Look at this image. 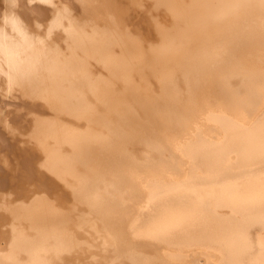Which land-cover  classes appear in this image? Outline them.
<instances>
[{"label":"bare ground","instance_id":"bare-ground-1","mask_svg":"<svg viewBox=\"0 0 264 264\" xmlns=\"http://www.w3.org/2000/svg\"><path fill=\"white\" fill-rule=\"evenodd\" d=\"M96 1L0 11V264H264V0Z\"/></svg>","mask_w":264,"mask_h":264},{"label":"crops","instance_id":"crops-1","mask_svg":"<svg viewBox=\"0 0 264 264\" xmlns=\"http://www.w3.org/2000/svg\"><path fill=\"white\" fill-rule=\"evenodd\" d=\"M3 1V2H2ZM2 1H0V11L2 12V13H4V16H6L7 14H10V16L12 15V12L11 11H13V14H14V17H15V19H13L14 21H12V20H7V21H5L4 22V20H3V24H1L2 26H5L4 28L5 29H7V28H10V27H12V26H17L18 28H20V29H22V31H24L27 35H25L26 37V39L28 40H31L32 39V41H30L31 43H32V45H35L36 47L39 45L38 43H40V39H41V37H37V36H42L43 34V36H45V37H43L42 39H46V42H45V44L47 43L48 44V46H44L43 47V49H46V48H48L49 47V44L50 45H52L53 43V40L55 39V38H57V39H59V37L61 36V28L60 27H55L54 25H51L50 23L55 19V18H62V19H66V15L68 16L69 14H71V15H73L74 14V17H78L77 15H80L81 14V16H79V17H85L84 15H86V14H88L89 13V11L90 12H92V10L94 9V5H96L97 4V1L96 0H51L50 1V3H54V5L52 4V6L54 7V8H51L50 6H48V0H38V1H40V2H35V1H37V0H33V1H31V2H29V0L27 1V3L29 2V4H27L26 3V1L25 0H16V7H14V6H12L13 8H12V10H11V6H10V4H9V0H2ZM12 1V2H11ZM65 1V2H64ZM10 2H11V4L13 5L14 4V0H10ZM37 4V3H39V5L37 4V5H35L34 7H32L33 5L32 4ZM55 2L57 3V4H55ZM60 2H62V4L60 3ZM77 2V3H76ZM81 2V3H80ZM90 2H92V3H94V4H91ZM44 3V4H43ZM49 3V4H50ZM69 3L71 4L70 6H68L69 5ZM79 3V4H78ZM89 3L91 4V6L92 7H90V5H89ZM25 4V5H24ZM47 4V5H46ZM59 4V5H58ZM61 4V5H60ZM88 5V9H86L87 10V12L86 11H83V9H85V8H83V7H86L87 5ZM7 5H9L10 7V10L8 9V8H5V7H7ZM18 5V6H17ZM29 5H31L30 7H28ZM58 5V6H57ZM66 5V6H65ZM85 5V6H84ZM26 6V7H25ZM39 6V7H38ZM60 6H62V7H66V11L65 12H62L59 8H62V7H60ZM74 6H76V8L74 7ZM94 6V7H93ZM20 9H19V8ZM28 7V8H27ZM68 7H69V9L71 10H68ZM71 7V8H70ZM27 8V9H26ZM30 8V9H29ZM34 8V9H33ZM40 9V11H39V9ZM78 8V9H77ZM91 8V9H90ZM15 10V12H14V10ZM24 10V11H22V10ZM26 9V10H25ZM36 9V10H35ZM52 11H51V10ZM53 9L55 10V13H57L58 11H59V15H57V14H55L54 12H53ZM76 9V10H75ZM2 10H6V12H3ZM9 10V12H7ZM28 10V11H27ZM31 10H34V11H31ZM64 11V10H63ZM72 11H73V13H72ZM1 12H0V14H1ZM25 12V13H24ZM31 12H32V14H31ZM56 15H54L53 13ZM75 12V13H74ZM80 12V13H79ZM82 12V13H81ZM7 13V14H6ZM39 15H38V14ZM77 13V14H76ZM29 15V16H27V15ZM84 14V15H83ZM24 15H25V17L27 18H24ZM52 15H53V17H52ZM1 17H0V20H2L3 19V14H1L0 15ZM10 16H7V17H10ZM12 17V16H11ZM43 19V21H45V22H42V21H40V20H42L41 18ZM55 17V18H54ZM78 17V18H79ZM40 20H39V19ZM48 18V19H47ZM34 20V21H33ZM35 20H38V21H35ZM48 20H50V21H48ZM40 21V22H39ZM42 22V23H41ZM0 23H1V21H0ZM14 23V24H13ZM36 23H41L40 24V26L42 25V28L40 27V29H39V25L38 24H36ZM48 23L50 24V26L48 27L47 25H48ZM18 24H20V27H19V25ZM29 24V25H28ZM22 26V27H21ZM29 26H30V28H29ZM37 26V27H36ZM33 27V30H34V33H32L31 34V32H33L32 30H31V28ZM34 27H36V28H38L40 31H41V33H40V31L39 30H36V29H34ZM16 28V27H15ZM18 28H16V29H18ZM47 28L50 30V35H47L45 32H46V30H47ZM60 28V29H59ZM29 31V32H27V30ZM11 30V29H10ZM44 30H45V32H44ZM31 31V32H30ZM35 31H38L39 33H37V32H35ZM52 31V32H51ZM11 31H9V33H10ZM15 32V31H14ZM49 32V31H48ZM12 33V32H11ZM16 34H17V32H15ZM35 33H37V34H35ZM30 34V35H29ZM36 36H35V35ZM18 35V34H17ZM29 37V38H28ZM35 38H36V41H35V43H34V41H33V39L35 40ZM61 38V37H60ZM38 39V40H37ZM52 41V42H50V40ZM47 40H49V41H47ZM20 43H18V44H21L22 46H23V48L22 49H20L22 46H18V44L17 43H15V44H17V47L19 48V50H23V49H25V50H27V49H29V48H31V45H29V43L30 42H28V41H19ZM25 42V43H24ZM28 42V43H27ZM60 43L59 44H61L62 43V41L60 40L59 41ZM13 43V42H12ZM30 43V44H31ZM34 43V44H33ZM44 43V42H43ZM52 43V44H51ZM46 44V45H47ZM12 48L11 49H13L16 45H14V46H12V44H9ZM28 45V46H27ZM64 45V44H63ZM30 46V47H29ZM53 46V45H52ZM17 48V49H18ZM10 49V48H9ZM15 49V48H14ZM32 49H35V48H32ZM1 92V91H0ZM17 94H16V93ZM18 93H20V92H18V91H13V93L12 94H16V95H18ZM11 94V95H12ZM10 95V93H9V95H7V96H9V97H13V96H11ZM20 129H26V127H22V128H20ZM0 130H3V129H1V126H0ZM7 137H8V139H9V141L10 142H12V138L11 137H9L8 135H7ZM0 154H1V152H0Z\"/></svg>","mask_w":264,"mask_h":264},{"label":"rangeland","instance_id":"rangeland-1","mask_svg":"<svg viewBox=\"0 0 264 264\" xmlns=\"http://www.w3.org/2000/svg\"><path fill=\"white\" fill-rule=\"evenodd\" d=\"M146 1H147V0H146ZM148 2H149V1H148ZM144 3L146 4V2H144ZM149 3H150V2H149ZM147 5H148V4H147ZM153 10H155V12H153ZM157 10H158V9H157ZM157 10H156L155 8H152V13L157 14V13H156ZM161 10L163 11L162 8H161ZM161 14H162V13H161ZM136 15H137V14H136ZM159 16H160V15H159ZM161 16H162V15H161ZM215 18H216V17H215ZM215 18H214V19H215ZM169 31H171V30H169ZM169 31L167 30L166 32H169ZM213 32H214V31H213ZM173 33H175V32H173ZM178 33L180 34V32H178ZM175 34L177 35V33H175ZM187 34H189V33H187ZM169 35L171 36V32H170ZM169 35L166 36V37H168V38L170 39ZM180 35H181V34H180ZM200 35H201V34H199V36H200ZM202 36H206V37H207L206 39H208V40H209V38H210L209 41H211V39H212V38H211V37H212L211 35L203 34ZM208 36H209V38H208ZM177 37H179V36L177 35ZM204 40H205V39H204ZM178 41H179V40H178ZM184 41H185V40H184ZM169 42L171 43V40H169ZM172 42H173V41H172ZM176 42H177V41L175 40V44H174V45H176ZM186 42H187V39H186ZM186 42H185L186 46L183 47L182 50H181V48H180V50L178 49L179 52H180V54H182V53L184 52L183 50H186L185 48L187 47V45H188V47H189L190 42H188V43H186ZM173 43H174V42H173ZM201 43H202V45H201ZM201 43H198V44H199L200 46H203V45H204V46H207V45L209 44L208 41H202ZM206 43H207V44H206ZM178 44L181 45V46H182V45H185L183 42L178 43ZM192 44H195V43L193 42ZM192 44H191L190 46H196V45H198V44H196V45H192ZM179 45H178V46H179ZM154 46H155V45H154ZM154 46H153V47H154ZM158 46H160V44H158ZM158 46H157V47H158ZM166 46H168V45H166ZM176 46H177V45H176ZM170 47H171V45H170ZM170 47H167L168 50H166V49H164V48H160V49H159V47L157 48L158 50H157V49H156V50H157L159 53L162 52V53H160V55H162V56H163V53H164L163 50H164L166 53L170 52V53H168L170 57H172L173 54H174V56H173L174 58H175V57H178L179 53H178L177 50H176L177 48H175V46H172V47H171L172 49H171ZM188 47H187V48H188ZM155 48H156V47H155ZM198 48H199V46H197L196 49H198ZM153 49H154V48H153ZM161 49H162V50H161ZM170 49H171L172 51H171ZM188 49H189V48H188ZM191 49H193V48H191ZM174 50H175V51H174ZM134 51H135V50H134ZM134 51H133V53H135ZM182 51H183V52H182ZM138 52H140V51H138ZM154 52H156V51H153V53H152V46L149 47L148 49L142 51V53H143V55H144V57H145L144 61H143V60H142V61H143V62H147V61H149L150 63H151V62H154V59H155V58H148L149 56L151 57L152 55H154V54H155ZM158 52H156V55L158 54ZM186 52H187V51H186ZM133 53H132V54H133ZM136 53H137V52H136ZM166 53H164V55L167 56ZM171 53H173V54H171ZM132 54H131V55H132ZM185 54H186V53H185ZM158 55H159V54H158ZM175 55H176V56H175ZM141 56H142V55H141ZM137 57H138L139 59H141L139 56H137ZM137 57H136V59H135L136 62H137V60H139V59H137ZM144 57H143V58H144ZM180 57H181V59H182L183 61L186 60V57H185V56H184L185 59H183L182 56H180ZM187 57H188V56H187ZM175 59H176V58H175ZM175 59H173V60L175 61ZM177 59H178V58H177ZM187 59H188V58H187ZM162 60H163V59H162ZM182 60H181V62H179V63L177 62L176 65L174 64V62H173V64H171V65H173V66H177V68H179V66H181V65H179V64H182V63H183ZM155 61H156V59H155ZM143 62H140V63H143ZM184 62H185V61H184ZM186 63L188 64V61H187ZM135 64H136V63H135ZM137 64H138V62H137ZM182 65L184 66V64H182ZM184 67H187V66L185 65ZM187 68H188V67H187ZM123 109H125V108H123ZM29 117H30V115H29ZM130 147H131V146H130ZM130 147H129V148H130ZM132 148H134V147L132 146ZM132 150H133V149H132ZM0 212H1V211H0ZM0 240H2L3 242L5 241L4 239H0ZM2 241H1V242H2ZM3 242H2V243H3Z\"/></svg>","mask_w":264,"mask_h":264}]
</instances>
